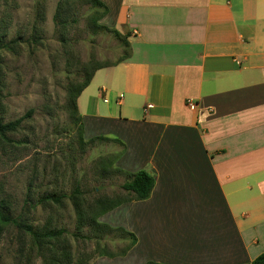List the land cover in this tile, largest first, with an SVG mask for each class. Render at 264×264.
Wrapping results in <instances>:
<instances>
[{
    "label": "crops",
    "instance_id": "obj_1",
    "mask_svg": "<svg viewBox=\"0 0 264 264\" xmlns=\"http://www.w3.org/2000/svg\"><path fill=\"white\" fill-rule=\"evenodd\" d=\"M100 1L131 51L77 97L84 135L119 139L115 166L154 184L98 218L119 210L134 246L90 264H250L264 251V0Z\"/></svg>",
    "mask_w": 264,
    "mask_h": 264
},
{
    "label": "rangeland",
    "instance_id": "obj_2",
    "mask_svg": "<svg viewBox=\"0 0 264 264\" xmlns=\"http://www.w3.org/2000/svg\"><path fill=\"white\" fill-rule=\"evenodd\" d=\"M60 3L67 10L54 18ZM95 16L87 0H0V120L28 113L15 132L0 136V202L21 224L65 231L31 246L28 237L9 228L0 234V264H63L64 246L69 264H90L100 251L118 254L128 244L115 232L90 226V216L89 223H80L77 214L97 199L128 196L121 189L127 176L115 166L119 144H82L80 121L68 105L70 87L124 51L110 32L94 27ZM48 194L64 196L58 203L42 201ZM123 220L119 210L97 219L125 229ZM134 259L100 264H137Z\"/></svg>",
    "mask_w": 264,
    "mask_h": 264
},
{
    "label": "trees",
    "instance_id": "obj_3",
    "mask_svg": "<svg viewBox=\"0 0 264 264\" xmlns=\"http://www.w3.org/2000/svg\"><path fill=\"white\" fill-rule=\"evenodd\" d=\"M90 4L91 9L94 11L95 20H94V27L96 29H102L107 32H110L112 37L117 39L119 41L120 46L123 48V52L111 63H102L96 65L94 68H92L90 71H88L85 74V77L81 83H79L75 87H70L68 89V105L72 109V112L75 114V122L79 123L78 127V133L82 136L80 137L82 144L92 143L96 140H112L114 142H117L120 146L118 157L123 153L125 146L124 144L117 138H109L102 135H97L89 138L87 141H84L82 138L84 137V129H83V123L81 120V116L78 113L76 100L81 91L89 84L94 72L97 69L108 67L112 65H116L125 59L129 57V52L127 51L129 48V44L127 41V37L129 36L127 33L121 34L115 29H109L105 27L104 25H101L99 23H96L97 21L101 20L108 12V8L106 5H104L100 0H87ZM67 9H64L63 3H60L57 5V13L55 14V17H58V12L64 13ZM58 24H61V22L57 21ZM16 40L19 41L20 37L17 36ZM28 116V113L23 115L22 117L17 118L14 121H8L6 123H3L0 120V136L5 137L6 134L15 132L20 124L22 123L23 119ZM116 169L123 174L122 170L117 168ZM127 176L126 180L121 184V189H123L128 196L124 198H116V199H97L92 202V204L87 205L86 207H80L79 212H77L78 217L80 219V223H86V217L90 216L89 218V224L90 226H93L97 231L101 233H117V237L120 238V240H127L128 244L124 246L123 249L118 254H111L107 253L106 251H100L98 256H106V257H117V256H123L131 249V247L134 246L136 243V237L133 233L126 231L123 228H113L105 223H101L97 221V219L103 215L104 213L114 209L115 207L119 206L122 202L131 201V200H143L146 199L153 187L154 179L150 173H148L145 170H139L133 174L125 175ZM75 193H79L76 191ZM64 195H53L48 194L45 195L41 200L42 201H51L54 203H58L61 198ZM75 205L78 206L76 203ZM84 216V217H83ZM14 227L18 229L22 235L29 238L31 242V246L39 245L41 239L43 238H60L64 234L63 229L59 230H49L47 232H40L37 229L33 228L29 224H21L19 223L14 217H12L8 212L4 210L3 204L0 202V234L3 232H6L9 228ZM62 254V263L63 264H69L70 259V251L67 246H64V248L61 251ZM146 264H159L153 261H149ZM250 264H264V251L257 255Z\"/></svg>",
    "mask_w": 264,
    "mask_h": 264
},
{
    "label": "built area",
    "instance_id": "obj_4",
    "mask_svg": "<svg viewBox=\"0 0 264 264\" xmlns=\"http://www.w3.org/2000/svg\"><path fill=\"white\" fill-rule=\"evenodd\" d=\"M191 107H193V105H191Z\"/></svg>",
    "mask_w": 264,
    "mask_h": 264
}]
</instances>
